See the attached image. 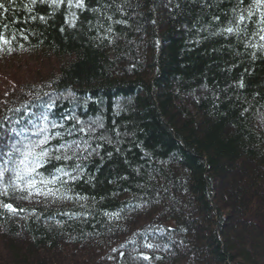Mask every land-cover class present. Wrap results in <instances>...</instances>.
<instances>
[{
  "label": "trees",
  "instance_id": "obj_1",
  "mask_svg": "<svg viewBox=\"0 0 264 264\" xmlns=\"http://www.w3.org/2000/svg\"><path fill=\"white\" fill-rule=\"evenodd\" d=\"M0 3V33L16 38L0 61L38 68L6 76L0 120L54 102L62 137L38 171L83 169L55 197L0 195L24 210L0 207V264H264V4Z\"/></svg>",
  "mask_w": 264,
  "mask_h": 264
},
{
  "label": "snow or ice",
  "instance_id": "obj_2",
  "mask_svg": "<svg viewBox=\"0 0 264 264\" xmlns=\"http://www.w3.org/2000/svg\"><path fill=\"white\" fill-rule=\"evenodd\" d=\"M33 3L36 0H32ZM43 2V0H41ZM50 2L56 7L60 6L62 0H50ZM69 4L72 5V0H68ZM257 5L264 4V0H256ZM77 8H83V0H76L74 5ZM0 9L7 11L4 3H0ZM252 12H248V18H251ZM35 19V17H33ZM40 20H44L43 16L39 17ZM245 20L244 15H239L236 23V27H228L225 29L226 32L232 33L239 31V24ZM63 30V29H61ZM111 31V29H109ZM260 31L264 32V20L261 21ZM23 35V33H21ZM15 36L11 39L7 38L3 33H0V51L3 50V46H10L12 41L15 40ZM27 39V36H24ZM261 40H264V35L260 36ZM9 50L11 48L9 47ZM243 85L241 84V87ZM47 95V94H45ZM39 100V97H36ZM52 101L44 103L45 109H51L53 106ZM19 112L20 109L9 110ZM71 119V117H69ZM6 123H10L12 127H5ZM79 123V121H77ZM63 127L62 124H58L49 120L48 115L41 113L39 117H35L33 114L32 119H28L25 122L24 117L12 121L9 116H4L0 120V129L4 130V134H11L9 136L10 143L8 144V150L5 152L0 150V195L8 196L9 190L12 192H27L23 199H28L33 194L43 196H57L60 192L59 188L50 187L51 185L61 184L66 185L69 180L75 181L80 178L79 173L83 171L80 165H76L72 172L77 173L76 175L71 174L65 170V167H59L54 170V173L50 177L43 176L38 170L47 164L53 156V149L50 146V141L58 137H62V133L59 131H51ZM79 131L84 132L85 129L81 128ZM75 147L68 143L60 144L56 149L59 152L61 149L65 151L71 149L73 155L76 150L80 148L79 143H75ZM85 147H88L85 142ZM56 160H70L71 156L67 154L55 155ZM66 178V179H65ZM65 199H71L70 196L65 195ZM4 210L15 214L17 211H24L23 209H17L11 203L0 204ZM147 247H153V245H146ZM148 259V257H144Z\"/></svg>",
  "mask_w": 264,
  "mask_h": 264
},
{
  "label": "rangeland",
  "instance_id": "obj_3",
  "mask_svg": "<svg viewBox=\"0 0 264 264\" xmlns=\"http://www.w3.org/2000/svg\"><path fill=\"white\" fill-rule=\"evenodd\" d=\"M24 55V54H23ZM3 59V58H1ZM35 60L36 59H28L27 57H23L21 56L20 54H18L17 57H11L9 59H7L6 61H0V71H1V68L3 69L2 72H0V74H3L2 76L0 75V79H3L0 80V96H3V93H1L2 91H5L4 88L6 89V83H5V78L6 76H8V80H10L12 78L11 76V70H18L17 73H15L14 75H18V74H22V73H25V71H27L30 67H31V73H35V71H38V68L36 66L33 65V63H35ZM49 67H46V66H43L42 68H40V72L43 71V72H46L48 70ZM47 69V70H46ZM0 102H1V99H0ZM234 175V172H230V174L227 176L226 175V178H232ZM227 223V222H226Z\"/></svg>",
  "mask_w": 264,
  "mask_h": 264
},
{
  "label": "bare ground",
  "instance_id": "obj_4",
  "mask_svg": "<svg viewBox=\"0 0 264 264\" xmlns=\"http://www.w3.org/2000/svg\"><path fill=\"white\" fill-rule=\"evenodd\" d=\"M21 75H24V76H26V72L25 73H22ZM67 97V96H66ZM28 109H31V107L29 106V107H27ZM60 120H62V119H58V118H55V120H54V122H57V121H60Z\"/></svg>",
  "mask_w": 264,
  "mask_h": 264
}]
</instances>
